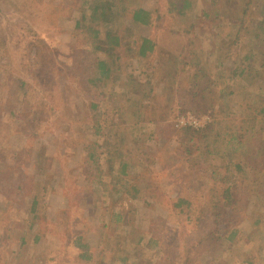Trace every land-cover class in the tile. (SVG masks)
<instances>
[{
	"label": "rangeland",
	"instance_id": "374dc122",
	"mask_svg": "<svg viewBox=\"0 0 264 264\" xmlns=\"http://www.w3.org/2000/svg\"><path fill=\"white\" fill-rule=\"evenodd\" d=\"M184 1L142 0L159 19L132 21L128 31L157 47L99 80L91 45L75 27L83 0H0V264H113L119 249L142 264H264V153L239 171L234 162L246 146L229 159L226 135L242 109L217 101L237 80L247 84L239 101L251 89L261 96L237 69L248 50L264 52L254 38L264 0H191L180 15ZM197 57L215 98L208 108L182 61ZM220 68L235 74L224 83ZM216 115L218 128L209 125ZM186 126L215 131L186 145ZM255 127L264 132V119ZM206 143L214 155L204 153ZM122 160L131 161L128 175ZM35 195L48 202L38 213ZM151 237L158 239L146 247Z\"/></svg>",
	"mask_w": 264,
	"mask_h": 264
},
{
	"label": "trees",
	"instance_id": "16d2710c",
	"mask_svg": "<svg viewBox=\"0 0 264 264\" xmlns=\"http://www.w3.org/2000/svg\"><path fill=\"white\" fill-rule=\"evenodd\" d=\"M141 1L142 0H83L85 12L84 19H77L75 27L80 28L85 33L84 39L91 45V54L95 55L101 74V76L98 77L99 80H109L113 70L117 69L119 65L124 67L128 60L129 63L127 64H130V62L134 59L141 62L144 61L146 58L150 57L152 51L157 47L158 41L155 38L143 36L137 34V32L128 31V25L131 24L132 21L145 26H152V24L154 25L159 19L160 14H154L150 10L146 9V7L141 6ZM184 3L185 4L182 5V8L180 9L182 12L180 15H184V12L187 11L186 8L191 5V0H185ZM122 25H125L124 29H122ZM254 38L258 40L259 46H264V8L262 10V18L259 19L258 24L256 25V30H254ZM222 46V43H220L217 48L221 49ZM238 48L242 50L240 47ZM261 58L264 60L263 51L257 48L248 50L245 55L240 56L239 61L242 64V67L237 69L238 77L241 75L244 76L243 79L248 77L250 81L260 88L259 92L261 96H258L257 93L254 92V89H251L247 91L248 94L245 99L246 101L242 99V101H239L238 96L244 93L242 91L246 90L245 86H247V84L243 87L241 80H237L241 84L236 83V81H232L233 83H225L223 80L232 78L235 74L234 71H231V69L220 68V74L217 75V79L220 78V80L226 84L223 89H228V92L224 91L222 93V97L217 95V101L219 103H225L226 107H240L243 113L236 131H233L232 134L228 131L229 134L226 135L228 137L226 144L234 147V151L230 152L228 155L229 159L234 158L235 152L239 149H244L246 146L247 150L241 152L240 161L234 162L239 171L244 170V165L247 162H254L255 165L260 159H263V156L260 159L258 156L264 153V132L262 129L257 130L255 127V123L257 121L264 119V70L262 69L264 66ZM199 60V57H197L194 60L197 61L196 63L188 61L185 63L184 59L182 61L184 62L183 64L185 67H187V72L189 73L188 78L191 83V90L194 95L200 96L199 98L203 101V105L200 108H208L207 104L213 103L215 98L212 91L205 92L203 87L204 83H202L201 79L202 77L199 75V73L202 74V67L200 66L201 63L198 62ZM252 66L258 67L251 68ZM185 67L182 66L179 69V72L184 70ZM194 69L195 71L193 73ZM206 77L209 78L210 74L206 75ZM134 78L135 72L131 71L130 79ZM142 79V76L139 75L135 80L141 89ZM238 84H240L243 88H238ZM23 85H25V82ZM219 105L220 104H217V106ZM214 107H211V109ZM214 119L215 120L212 124L209 125L217 124L218 128L221 125V121H219V117H217V115ZM183 128L184 131H182V133H184L185 136H182L181 143L186 145L190 144L189 142L193 139L195 133H200V135H202V137L200 136V140L204 141L211 136L210 134L213 131H215L213 127L194 129L192 126H186ZM245 128H248V130L253 132H249V135L247 136V131H243ZM186 135L190 138L187 139ZM246 136L247 141H249V145H246ZM252 138L256 139L254 143H250ZM219 140L220 137H217V143ZM187 148H189V146H187ZM206 152L209 154L213 153V155L215 154V151L211 148V144L209 143H206L205 145L204 153ZM245 155L248 160L245 158ZM217 157H222L224 160L228 158L227 153L223 154L222 152L217 153ZM130 163L131 161H121V171L127 175ZM220 174L221 173L217 170V175ZM229 192L230 188L225 189L223 192V197L227 202L231 201V199L228 198ZM260 194L264 195V190H261ZM181 199L182 197L180 198L179 203H176L175 205H179ZM39 201V196L35 195L32 201L31 211L38 213V210H41L42 207H45L48 204V202L45 201L43 205H40ZM221 202L222 200L217 199V203H214V207H218ZM190 206L187 207L190 208ZM224 215L221 216L222 220L226 219ZM158 223L165 226V232L169 230L166 222L158 221ZM220 237L221 236L218 238ZM148 239L145 242V245L146 247L152 248L153 242H155L158 238L154 239L151 237L149 240ZM161 240H163V238ZM164 252L166 254V251ZM122 253H124V249H119L115 252L113 264H118L117 262H119V264H142L141 261H130L128 256H125V254L123 255ZM120 255L121 257L117 260L116 257Z\"/></svg>",
	"mask_w": 264,
	"mask_h": 264
}]
</instances>
